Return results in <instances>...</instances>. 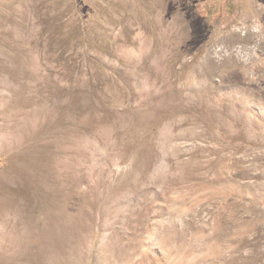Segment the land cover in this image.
Here are the masks:
<instances>
[{"label": "rangeland", "instance_id": "374dc122", "mask_svg": "<svg viewBox=\"0 0 264 264\" xmlns=\"http://www.w3.org/2000/svg\"><path fill=\"white\" fill-rule=\"evenodd\" d=\"M0 247L264 264V0H0Z\"/></svg>", "mask_w": 264, "mask_h": 264}, {"label": "bare ground", "instance_id": "6f19581e", "mask_svg": "<svg viewBox=\"0 0 264 264\" xmlns=\"http://www.w3.org/2000/svg\"><path fill=\"white\" fill-rule=\"evenodd\" d=\"M1 234H2V233H1ZM0 248H1V247H0ZM1 249H2V248H1ZM1 249H0V250H1ZM34 259H35V258H34Z\"/></svg>", "mask_w": 264, "mask_h": 264}]
</instances>
